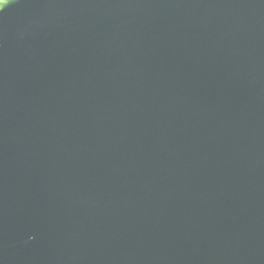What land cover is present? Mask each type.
Listing matches in <instances>:
<instances>
[{
	"label": "water",
	"instance_id": "water-1",
	"mask_svg": "<svg viewBox=\"0 0 264 264\" xmlns=\"http://www.w3.org/2000/svg\"><path fill=\"white\" fill-rule=\"evenodd\" d=\"M0 264H264V0L0 5Z\"/></svg>",
	"mask_w": 264,
	"mask_h": 264
},
{
	"label": "snow or ice",
	"instance_id": "snow-or-ice-1",
	"mask_svg": "<svg viewBox=\"0 0 264 264\" xmlns=\"http://www.w3.org/2000/svg\"><path fill=\"white\" fill-rule=\"evenodd\" d=\"M5 3V0H0V5H3Z\"/></svg>",
	"mask_w": 264,
	"mask_h": 264
},
{
	"label": "clouds",
	"instance_id": "clouds-1",
	"mask_svg": "<svg viewBox=\"0 0 264 264\" xmlns=\"http://www.w3.org/2000/svg\"><path fill=\"white\" fill-rule=\"evenodd\" d=\"M7 2V0H5V3Z\"/></svg>",
	"mask_w": 264,
	"mask_h": 264
}]
</instances>
